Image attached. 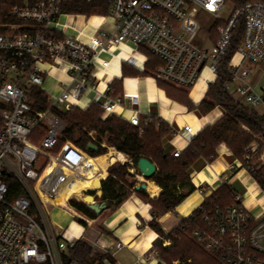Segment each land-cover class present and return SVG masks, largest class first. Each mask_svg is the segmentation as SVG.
I'll list each match as a JSON object with an SVG mask.
<instances>
[{
	"label": "built area",
	"instance_id": "built-area-1",
	"mask_svg": "<svg viewBox=\"0 0 264 264\" xmlns=\"http://www.w3.org/2000/svg\"><path fill=\"white\" fill-rule=\"evenodd\" d=\"M2 1L0 264H77L70 262V251L80 239L55 226L37 183L53 163L75 168L84 162L69 146L88 156L71 142L58 148L66 129L63 114L100 103L105 120L139 103L136 95L113 97L110 74V82L102 88L100 75L107 73L112 61L144 72L150 53L162 63L151 76L154 81L190 90L202 80L210 87L230 56L238 25L244 23L242 43L227 67L232 80L226 90L253 109L264 106V89L256 91L249 69L264 61V4L247 3L237 9L225 0H107L110 13L102 19L110 17L114 30L96 28L87 34L86 28L93 27L87 23L72 36L61 19L81 16L88 21L89 17L67 14L64 7L71 0ZM199 12L213 18L218 36L209 49L195 44ZM123 46H129L134 55L117 54ZM132 112L127 121L142 132L153 118L142 125L139 112ZM176 133L189 144L198 135L191 125L181 126ZM182 152L177 150L172 157L179 158ZM256 154L250 150L243 157L241 167L249 173L264 167V161L255 160ZM196 190L204 198L196 209L201 215L196 218L192 213L186 219L194 224L193 239L203 251L221 264H264V209L261 216L252 214L239 196V204L219 207L210 200L213 194L207 196L203 187ZM68 202L67 211L73 215L75 209ZM159 242L164 248L171 246L169 240ZM157 259L158 252L153 250L136 264Z\"/></svg>",
	"mask_w": 264,
	"mask_h": 264
},
{
	"label": "trees",
	"instance_id": "trees-1",
	"mask_svg": "<svg viewBox=\"0 0 264 264\" xmlns=\"http://www.w3.org/2000/svg\"><path fill=\"white\" fill-rule=\"evenodd\" d=\"M225 1L237 9L247 3L264 4V0ZM1 3H3L2 0ZM64 11L67 14L103 17L110 13V4L107 0H95L91 4L87 3L86 0H71L64 7ZM243 36L244 23H240L236 30L234 46L230 56L225 60L224 68L220 69L218 79L209 87L199 105L192 103L188 91L158 81V86L165 90L170 99L184 105L190 111H197L201 116L208 115L217 107L222 108L224 111V114L218 120L206 126L192 140L179 158H173L165 150V141L173 131L162 119L153 118L152 122L145 125L141 132L138 127L131 125L117 115H112L105 120L102 119L103 109L100 103H92L85 110L76 108L62 115L66 129L58 148L66 142H71L82 149L88 155L86 157L90 156L99 161L100 164L92 159H84V155L81 157L80 153L71 147L75 156L91 164L89 176L93 185L99 183L100 186L101 184L108 209L119 208L133 192L139 194H144V192L142 190L136 191L134 182L128 183L127 179L133 178V175L129 172L128 164L111 168L104 179L107 173V169L104 167L105 159L109 160V156L108 154L102 156L107 152L102 146L103 137L107 138L109 146L129 156L135 166L138 160L143 157L156 164L158 172L152 180L162 189V192L155 200H151L146 196L152 206L153 214V220L149 225L160 236L173 242L168 249L164 248L160 242L154 247L153 250L158 252L159 259L162 261L161 264H175L176 262L180 264H221L217 258L204 252L201 246L195 242L193 239L194 224L187 221V219H184L176 229L168 234L164 232L158 220L164 215L175 211L188 196L196 191L190 178L191 169L199 160L213 163L218 157L217 149L220 145L225 144L233 157L240 161L244 160L242 158L246 149L253 143L259 145V154L264 151V116L258 115L255 110L236 101L226 90V85L232 80L227 71L229 60L241 45ZM147 56L149 61L144 72L125 64L122 66V78L114 79L111 83L113 97L124 96V79L147 78L154 75L156 69L162 63L150 53H147ZM91 144L98 147V152L89 150ZM113 154L116 158L125 160L124 155L116 151H113ZM99 156L102 157L96 158ZM57 165L58 163L49 165L46 171L43 182L47 190L50 186L47 177L51 175V170ZM250 174L264 190V167H258ZM93 185L88 191L94 190ZM90 194H94V192H90ZM236 197L235 191L225 184L213 193L210 200L214 202V205L227 208L239 204ZM70 203L71 207L81 211L91 219H97L100 216L90 211L83 204L74 201H70ZM200 215L199 210H196L193 212L192 217L199 218ZM78 222L85 224L82 221ZM108 260H111L109 255L95 252L88 243L82 240L70 251V262L77 264H106Z\"/></svg>",
	"mask_w": 264,
	"mask_h": 264
},
{
	"label": "crops",
	"instance_id": "crops-1",
	"mask_svg": "<svg viewBox=\"0 0 264 264\" xmlns=\"http://www.w3.org/2000/svg\"><path fill=\"white\" fill-rule=\"evenodd\" d=\"M63 18L64 21L61 23L62 25L70 27L68 32L72 31V36H77L81 33L88 23L87 19L81 16H68ZM81 18L85 19L86 24H84L83 28L79 29L77 26L81 24ZM99 18L101 19L99 26L95 27L92 25L93 27L86 28L87 34H93L96 28H104L109 31L114 30V23L110 17L107 19H102V17ZM197 19L200 23V32L195 40V44L200 48L209 49L218 38L213 27V18L203 12H199ZM203 21H208L210 26L207 28L204 27L202 25ZM71 23H73V25H71ZM90 30L91 32L88 33ZM133 52L134 51H132L129 46H123L116 53L119 55H134ZM103 57L109 60V55H104ZM122 66L123 65L117 61H112L111 67L107 69V73H104L102 88L106 83L110 82V75H112L114 79L122 78ZM249 69L251 84L256 91L260 93L264 89V61L258 65H249ZM157 83L158 81H154L151 76L147 78L134 77L124 79V95H136L139 98V103L133 106L129 105L127 110H118L117 116L127 121L133 114L132 111H138V116L142 125L147 118H159L165 121L173 131L165 141V150L170 155L177 150L185 151L190 145L181 135L176 133L180 130L181 126L191 125L195 128L197 134H199L206 126L213 124L224 114L223 109L220 107H217L205 116L199 115L197 111H190L184 105L170 99L165 90L160 88ZM203 84L201 80L194 88L186 90L189 92V99L194 105H199L203 101L209 89V87L206 86L200 99L196 101L193 98V94L195 92L198 93ZM231 96L236 101L253 109L238 95L231 93ZM83 103L88 106V99H83ZM253 110H255L258 115L264 116V106H260L258 109ZM258 147L259 145L257 143H253L248 149L257 151L255 160L260 163L264 161V151L259 154ZM112 149L124 155L125 160H120L118 162V158L112 154L113 150H110L112 152L109 153V168L116 164H128L129 172L133 175L131 179L135 183V186L141 183L147 185V188L142 190L144 194L133 192L119 208L107 209L97 219H91L76 209L72 215L69 211L60 209L51 203V208L55 213L53 221L58 227H62V230H67L69 234L88 243L95 252L109 255L111 258L110 261L108 260L109 264H136L140 259H145L161 239L159 234L149 225L153 220V214L152 206L149 200L146 199V196L151 200H155L161 194L162 189L152 179L144 180L129 156L118 152L115 148ZM217 154L218 157L213 163L199 160L191 169L190 178L195 188L203 187L207 191V196H210L223 185L226 184L233 187V184L238 182L247 188L243 196H239L244 206H246L252 214L261 216L264 209V190L259 186L252 175L241 167L242 161L234 158L225 144L218 147ZM100 157L102 156L96 158ZM88 164L91 165L90 163ZM106 169L108 171V167H106ZM89 170H91L90 167L88 168V171ZM107 173L104 179L107 177ZM225 180L226 183L224 184ZM98 186L99 184L96 183L94 189L96 190ZM235 193L238 196L236 191ZM203 201V196L196 190L188 196L175 211L161 217L158 222L164 232L168 234L177 228L184 219L188 218L200 207ZM76 218L80 219L85 224L77 223L75 221ZM140 264H161V260L157 259L155 261Z\"/></svg>",
	"mask_w": 264,
	"mask_h": 264
},
{
	"label": "rangeland",
	"instance_id": "rangeland-1",
	"mask_svg": "<svg viewBox=\"0 0 264 264\" xmlns=\"http://www.w3.org/2000/svg\"><path fill=\"white\" fill-rule=\"evenodd\" d=\"M230 5V4H229ZM232 6V5H231ZM95 17H101V16H93V17H89L88 18V23L89 24H91V25H93V26H95V27H98L99 26V22H92V19L93 18H95ZM226 16H224V18H225ZM80 20H82V22H81V24L80 25H76L75 23V25L79 28V29H81V28H83V26H84V24H86V21H85V19H83V18H81ZM62 21H64V18H62L61 19V22ZM71 25H73V23H71ZM202 25L204 26V27H208V26H210V23L208 22V21H203L202 22ZM91 32V30L90 31H88V33H90ZM70 35L71 34H73L72 33V31H69L68 32ZM172 86V85H171ZM174 87V86H173ZM176 88V87H175ZM188 93V92H187ZM189 95V94H188ZM101 103L104 101L103 99H100L99 100ZM222 109V108H221ZM200 115V114H199ZM95 138H96V136H95ZM106 150H107V152H106V155L108 154V156H109V153L110 152H112V151H110L113 147H111V146H109L108 144H107V138L106 137H103V145H102ZM71 147V146H70ZM78 148V147H77ZM80 149V148H79ZM80 150H82V149H80ZM83 151V150H82ZM113 151H114V149H113ZM79 152V151H78ZM84 152V151H83ZM80 153V152H79ZM248 153H250V150L249 149H246V152H245V155H247ZM113 154V153H112ZM80 155H82L81 153H80ZM114 155V154H113ZM244 155V156H245ZM103 156V155H102ZM104 156H105V154H104ZM243 156V157H244ZM83 157V156H82ZM84 159H92V160H94V161H96L97 163H99V161L98 160H96V159H94V158H92V157H83ZM103 159H105L104 157H103ZM243 159V158H242ZM118 160V162L121 160V159H117ZM105 161H106V163H105V166L104 167H108V173H109V170L111 169V168H117V167H119V166H124V165H122V164H116V165H114V166H112V167H110L109 168V160H106L105 159ZM242 162H243V160H241ZM85 163H87V162H83L82 164H85ZM49 167V166H48ZM48 167L46 168V170L43 172V174H42V176H41V178L39 179V181H38V183H37V192H38V194H39V196L41 197V199H43V201L45 202V204H46V206H47V209H48V211H49V214H50V217H51V219L52 220H54V217H55V213H54V210L51 208V205L52 204H54L55 206H57V207H59L60 209H63V210H67V208H69L68 207V205L65 203V202H67V201H69L68 202V204H69V206H71L70 204V200H71V198H66V199H63V198H61V196H59L58 197V195L56 196V194H51L52 192L49 190V188H48V190H47V188H46V186H45V184H44V182H43V179H44V177H45V174H46V171H47V169H48ZM40 168H43V164H41L40 165ZM67 169H69V170H71V174H72V179L70 180V183H71V185H72V191L75 193V195H81V194H83L84 192V194H90V192L91 191H88V190H86V191H81V190H79V180H80V178H81V174H79L78 172H77V170H76V167L75 168H68V167H66ZM90 169H91V165H90ZM108 173H107V175H108ZM52 174V173H51ZM88 175V177H90L89 176V174H87ZM83 178H85V177H83ZM48 180V179H47ZM49 181V180H48ZM57 181L60 183V184H65L66 183V181L64 180V179H57ZM127 181H128V183L129 184H131V183H133V180L131 179V178H128L127 179ZM50 182V181H49ZM90 187H92V186H90ZM93 187H94V185H93ZM233 190H235L236 192H237V194H238V196H243V193H244V191H247V188L246 187H244L242 184H239L238 182H236V183H234L233 184V187L232 186H230ZM99 188H101V184H100V186H98V188L97 189H99ZM96 189V190H97ZM95 190V189H94ZM51 192V193H50ZM263 196H264V194H263ZM262 196V197H263ZM57 198H59V199H61L60 201H58V200H56ZM261 198V197H260ZM69 199V200H68ZM52 203V204H51ZM63 203V204H62ZM61 204V205H60ZM75 221L78 223V221H81L80 219H78V218H76L75 219ZM176 229V228H175ZM172 232V231H171ZM186 235H188L187 233H186ZM160 236V235H159ZM189 237H191L190 235H188ZM162 239H165L164 237H162V236H160ZM161 240V239H160ZM159 240V241H160ZM171 243H173V242H171ZM176 263H178V262H176Z\"/></svg>",
	"mask_w": 264,
	"mask_h": 264
},
{
	"label": "bare ground",
	"instance_id": "bare-ground-1",
	"mask_svg": "<svg viewBox=\"0 0 264 264\" xmlns=\"http://www.w3.org/2000/svg\"><path fill=\"white\" fill-rule=\"evenodd\" d=\"M92 21L93 22H99V21H101V19L99 17H95L92 19ZM104 75H105L104 73L100 75L101 79L103 80V83H104ZM205 87L206 86L203 84L200 87V91L198 93L195 92L193 94V98L196 101H198L200 99L202 92L205 90ZM70 149L73 150L71 147H70ZM76 170L79 174H81L80 175L81 178L79 180V187H78L79 190H81V191L89 190L91 188L90 186L93 185L91 177H88V175H87L90 173V170L88 171V168L85 167V164H80L79 166L76 167ZM51 173L52 174L47 177V179L50 181L49 190L58 196H61L64 198H72L75 195V193L72 191V185L70 183V180L72 179L71 170H69L66 167H63V166L58 164L55 168H53L51 170ZM83 177H85V178H83ZM57 179H64L66 181V183L60 184L57 181ZM90 191H93V190H90ZM53 223L55 224L54 221H53ZM55 226L59 230H62V227H58L56 224H55Z\"/></svg>",
	"mask_w": 264,
	"mask_h": 264
},
{
	"label": "water",
	"instance_id": "water-1",
	"mask_svg": "<svg viewBox=\"0 0 264 264\" xmlns=\"http://www.w3.org/2000/svg\"><path fill=\"white\" fill-rule=\"evenodd\" d=\"M89 150L98 152V147L94 144L89 145ZM137 171L142 175L144 180L152 179L157 173V166L151 160L147 158H140L136 163ZM147 185L141 183L135 186L136 191L145 190ZM94 194H81L74 195L70 201H74L85 205L90 211L96 215H101L105 210L108 209L107 201L104 200V193L101 188L93 190Z\"/></svg>",
	"mask_w": 264,
	"mask_h": 264
}]
</instances>
